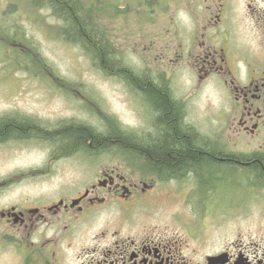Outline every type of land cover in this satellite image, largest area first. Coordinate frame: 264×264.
<instances>
[{
  "label": "flooded vegetation",
  "instance_id": "obj_1",
  "mask_svg": "<svg viewBox=\"0 0 264 264\" xmlns=\"http://www.w3.org/2000/svg\"><path fill=\"white\" fill-rule=\"evenodd\" d=\"M171 3L183 6L168 11L181 27L177 64L195 88L206 85L219 95L216 115L203 131L188 118L187 96L176 97L164 83L183 124L226 154L264 156V0ZM7 119L30 122L37 134L0 139V149L34 144L41 161L12 165L0 176V264H264L263 230L208 235L205 222L220 213L208 207L215 187L201 189L195 172L161 176L121 149L112 151L127 154L130 163L106 164L105 150L66 151L38 133L83 122H48L16 111L0 116ZM27 172L42 179L31 194L17 191ZM245 185L254 189L235 205L260 183ZM166 202L176 211H164Z\"/></svg>",
  "mask_w": 264,
  "mask_h": 264
},
{
  "label": "rangeland",
  "instance_id": "obj_2",
  "mask_svg": "<svg viewBox=\"0 0 264 264\" xmlns=\"http://www.w3.org/2000/svg\"><path fill=\"white\" fill-rule=\"evenodd\" d=\"M32 1L0 0V116L16 111L48 122L66 118L68 122L82 121L96 131L106 130L114 121L126 133L137 132L138 136L148 133L153 114L149 106L139 102V92L130 89L119 74L101 70L76 41L72 44L59 40L56 28L63 26L62 20L54 18L49 8L38 9L41 5ZM12 2L16 5L8 8ZM83 2L93 9V23L110 40L115 56L127 68L167 83L177 97L184 91L190 100L186 110L191 121H212L213 112L217 111L214 90L207 86L195 89V85L188 89L187 84L192 83L189 72L171 62L175 59L181 27L174 26L168 11L181 10L183 6L171 3L172 0ZM112 150L103 152L105 163L113 164L120 159L126 164L127 154L120 153L124 157H117ZM40 155L34 144L22 148L13 143L5 145L0 149V176L15 166L37 165ZM127 162L130 163L128 157ZM12 165L13 168H8ZM30 173H25L17 191L31 194L36 190L35 185L42 179L30 178ZM245 184L236 176L227 182H215L208 207L223 212L203 225L208 235L215 231L230 236L234 233L230 231L236 229L264 231V183L242 205H235L254 189ZM14 198L16 195L11 200ZM164 207V211H176L169 202ZM218 239L220 242L222 237Z\"/></svg>",
  "mask_w": 264,
  "mask_h": 264
},
{
  "label": "trees",
  "instance_id": "obj_3",
  "mask_svg": "<svg viewBox=\"0 0 264 264\" xmlns=\"http://www.w3.org/2000/svg\"><path fill=\"white\" fill-rule=\"evenodd\" d=\"M32 2L41 5L42 8L38 9L49 8L54 18L62 20L63 26H56V36L60 37L59 40L72 44H76V41V45L83 46L89 55L88 58L96 65L99 64L101 70L122 76L130 89L139 92V99L146 102L153 114L151 129L141 136L126 133L114 121L102 131H96L95 128L82 123H69L70 125H64L55 131L39 130V134L48 139L53 138L66 151L83 149L99 152L121 149L131 152L139 158L143 166L161 176L195 172L203 190L213 187L218 180L227 182L234 176L240 181L264 183V156L255 153L250 157L241 158L236 154H226L187 128L183 124L179 103L168 94L164 84L156 79L140 76L127 68L120 57L115 56L110 40L92 21L93 9L87 7L83 0ZM11 4L16 5L12 2L8 8ZM35 133L36 127L30 122L12 119L0 121V139L11 135L28 136Z\"/></svg>",
  "mask_w": 264,
  "mask_h": 264
}]
</instances>
